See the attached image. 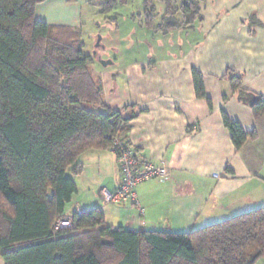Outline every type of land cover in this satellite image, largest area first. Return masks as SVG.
<instances>
[{
	"label": "crops",
	"instance_id": "0c3cea01",
	"mask_svg": "<svg viewBox=\"0 0 264 264\" xmlns=\"http://www.w3.org/2000/svg\"><path fill=\"white\" fill-rule=\"evenodd\" d=\"M134 1L107 14L102 0H44L35 8L39 21L80 34L109 109L135 114L128 141L137 156L164 161L171 172L169 180L143 182L138 204L105 203L100 190L120 186V162L110 149L89 150L65 215L99 207L112 226L186 232L264 206V115L256 120L225 76L241 74L244 89L264 96V0H202L190 26L167 31L157 29L160 16L146 23L144 0L136 12L119 11ZM194 68L213 107L197 97ZM223 110L257 138L237 150Z\"/></svg>",
	"mask_w": 264,
	"mask_h": 264
},
{
	"label": "trees",
	"instance_id": "16d2710c",
	"mask_svg": "<svg viewBox=\"0 0 264 264\" xmlns=\"http://www.w3.org/2000/svg\"><path fill=\"white\" fill-rule=\"evenodd\" d=\"M43 1L0 0V254L5 263L256 264L264 259V206L186 232L112 226L99 207L74 213L71 229L55 228L78 192L73 175L83 170L80 156L110 149L115 136L129 145L135 114L109 109L80 34L36 19V5ZM127 1L102 0L98 7L107 14ZM200 1L144 0L146 23L160 16L157 29L190 26L199 18ZM225 76L254 118L264 115V96L244 89L241 74ZM193 77L197 97L213 107L202 72L194 68ZM222 117L237 150L257 138L255 130L245 131L224 110Z\"/></svg>",
	"mask_w": 264,
	"mask_h": 264
},
{
	"label": "built area",
	"instance_id": "2783aa9c",
	"mask_svg": "<svg viewBox=\"0 0 264 264\" xmlns=\"http://www.w3.org/2000/svg\"><path fill=\"white\" fill-rule=\"evenodd\" d=\"M112 140L113 146L110 150L118 156L122 182L115 190L107 188L100 190V195L105 203L133 202L138 204V188L143 182L150 179L169 180L171 178L170 167L164 161L155 164L149 159H141L137 156L133 146L126 144L121 137L115 136ZM73 227L72 216L65 215L55 224L57 229H71Z\"/></svg>",
	"mask_w": 264,
	"mask_h": 264
},
{
	"label": "rangeland",
	"instance_id": "374dc122",
	"mask_svg": "<svg viewBox=\"0 0 264 264\" xmlns=\"http://www.w3.org/2000/svg\"><path fill=\"white\" fill-rule=\"evenodd\" d=\"M140 2H141V0H135L132 3L131 6L129 5V6L125 7V8H120L119 11H130L131 10L133 12H136L138 10V7H139ZM157 4H158V10L162 12L164 10V5L162 3H160V2H157ZM83 159H84V155H81L80 156V161H82ZM68 173H69V175L72 176V174H71L72 172H69L68 171ZM73 176H76V177H79L80 178L82 175H80V174H74Z\"/></svg>",
	"mask_w": 264,
	"mask_h": 264
}]
</instances>
